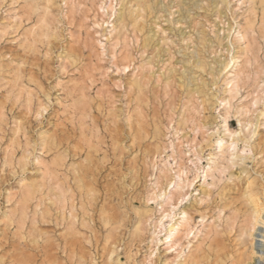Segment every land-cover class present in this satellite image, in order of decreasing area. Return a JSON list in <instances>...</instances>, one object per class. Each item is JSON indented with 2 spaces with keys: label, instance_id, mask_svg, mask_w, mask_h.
Listing matches in <instances>:
<instances>
[{
  "label": "rangeland",
  "instance_id": "374dc122",
  "mask_svg": "<svg viewBox=\"0 0 264 264\" xmlns=\"http://www.w3.org/2000/svg\"><path fill=\"white\" fill-rule=\"evenodd\" d=\"M224 1L149 0L152 8L141 11L137 0H0V264H180L182 251L170 247L180 234L168 228L181 223L183 210L194 230L182 235L178 251L188 252L203 225L217 224L198 264H247L241 192L252 181L249 189L264 200V112L256 121L251 104L257 91L264 95V14L258 5L254 21L248 4ZM122 15L129 21L120 37L106 40ZM243 25L252 29L249 51L235 38ZM229 30L233 36L224 38ZM230 55L239 56L244 76L227 114L213 97L226 96L230 73L216 89L213 78ZM226 115L231 130L249 118L258 123L254 132L243 127L240 158L206 195V168L218 142L230 140ZM171 141L178 163L195 159L188 144H197L199 169L192 164L185 196L175 193L162 207L149 203L152 223L135 232ZM176 161L170 158L172 176ZM27 182L36 187L23 198ZM165 213V224L154 222ZM154 224L160 240L152 243Z\"/></svg>",
  "mask_w": 264,
  "mask_h": 264
},
{
  "label": "bare ground",
  "instance_id": "6f19581e",
  "mask_svg": "<svg viewBox=\"0 0 264 264\" xmlns=\"http://www.w3.org/2000/svg\"><path fill=\"white\" fill-rule=\"evenodd\" d=\"M221 1H224V0H221ZM150 2H149V0H137L136 4H137L138 8H141L140 10L142 11L143 10L142 8H144V10L147 9V8L145 9L146 5H147V7L150 6ZM225 2L226 1H224V3ZM244 3L248 4V6H249V10L248 11L253 13L252 14L253 17L252 16L251 17L255 18L254 21L258 17L257 15H255L256 14L255 10H256V7L258 5L263 8L262 14H264V0H241V4H244ZM148 4H149V6H148ZM226 4L228 5V2H226ZM111 5L112 4H110L107 7L109 8ZM126 6H124L123 8H126ZM134 7H136V6H134ZM110 8L112 9V12L115 9L114 6H111ZM138 8H134L135 10H132V11H135V12L136 11H140ZM129 9H131V7ZM136 9H138V10H136ZM107 12H108V10H107ZM121 14H123V12ZM188 14H189V12H188ZM118 16H120V15H118ZM255 16H257V17H255ZM120 18H121L120 21L118 20L119 22H117L115 20H114L115 22L114 21L112 22V24L110 26V29L108 30V35L106 36V40L111 41L114 38H118V36L120 37L121 31H122V29H124L123 22L124 21L125 22L129 21V20L126 19V17L124 15H122ZM131 18L132 17H130L129 19H131ZM250 18L248 16V19H246L248 21H246L247 23L245 22L246 23L245 25H247V26L252 25V23H251L252 22L251 21L252 18L251 19ZM131 21H133V20H131ZM261 21H263V17L261 18ZM105 22H107V21L103 20L102 23H98V22H96V23H98L97 26L98 25L102 26L103 24H105ZM263 24H264V21H263L262 25ZM253 26H254V24H253ZM248 28H251V27H248ZM248 28L243 25V26H239V28L237 30H234V31H236L235 38L238 40V42H240V41L243 42L242 48L244 50H246V51H249V48H250V45H251L250 44V40L248 39V33H249L248 30L251 31L252 29H248ZM252 32H254V31H252ZM230 34H231V30L228 31V34L225 35L226 37H224V38H229ZM232 36H233V34H231V37ZM202 38H204V37H202ZM203 40H205V39H203ZM221 42H222V39H220L219 43L221 44ZM228 42L229 43L226 44V45L230 46V44H232V39H231V41H230V39H228ZM226 50H227V52H230V48L229 47H227ZM241 56L242 55H240V57ZM217 63H218V61H217ZM219 63H220L219 64L220 65V69L217 70V74L215 75V78H213L214 79L213 80V85L215 86V89L217 88L218 80L220 79V77H224L228 73H230V75H227V76L224 77L225 78L224 81H225V84H226V87L224 89V94L226 96L222 97L221 99H219L218 97L214 96L213 99H214V101L217 100V102H219V104H221L223 106V108L226 110V113L228 114V113L232 112L231 110L234 108V105H233L232 101L234 100L235 96L239 93L240 82L243 80L244 73H243V70H242V67H241L242 64L239 62V56L230 55L229 58L226 57L223 60L220 59ZM202 65H203L202 61H199V68L200 69H201ZM196 66H198V64ZM234 66H235V69L233 70L232 68ZM213 70H216V69L214 68ZM213 73H215V72H213ZM139 79H141V78H139ZM139 81L140 80L134 78V80L132 82L134 87L135 86H137V87L140 86L139 85V83H140ZM261 86H263V85H260L259 88ZM131 87H133V86H131ZM142 87H143V85H142ZM259 88H258V90H259ZM139 90H141V89L139 88ZM260 90L256 92L257 94L255 95L256 96L255 99L253 98L252 101H251V104L253 106L256 105V107H254L255 108L254 111L258 112L257 116L254 117L255 119L257 117L259 118V115H261L264 112V95L261 94V92L263 90L262 91H260ZM140 92H142V91H140ZM208 102H211V100L208 101ZM260 103H262L261 105H263L262 109H259V104ZM248 110L249 109L247 108L246 112ZM244 111L241 110V112H242L241 114H243ZM236 112H237V110H236ZM254 118H249V120L246 122V124L244 126L242 124L243 121L242 122L240 121L239 125H241V128L239 127L240 129L238 131H236V130H231L229 128L228 116L227 115L224 116V118H223L224 125L223 126L225 127V131L227 132L228 136L230 137V140L228 142L227 141L218 142L219 143L218 144L219 154L218 155L216 154L215 157L211 159L212 162H211L210 165L207 166L205 174L203 176L202 184L200 186V190L204 194H206V195H210L211 194L212 188L217 186V183H219L218 181H220V179H221V178H219V175H221L225 171V169L227 167V164L229 162H234V160L240 156V155H238V153H235V151H236L235 149L237 147V144H238L239 140H241V139L243 140V136L241 135V133L243 131V127L246 126V128H247V126H249V127L251 126V127H253L252 128V132H254L256 130V127H257L256 125L258 123V122L254 123ZM181 119H183V118L181 117ZM185 121H187V120H185ZM256 121H257V119H256ZM238 122H239V120H238ZM199 129H201V128L198 127V130ZM214 132L215 131H212L208 135L211 136V135H213ZM175 133L178 134L177 137H179V138H184L185 137L183 131H181L179 128L176 130ZM179 142L181 144L183 143L182 140L181 141L179 140ZM180 143H178V144H180ZM170 146L172 147V153L171 154L162 155L160 157L161 158L160 163H162L160 167H158V164L156 163V166H157L156 169L158 171V174L155 175V177H154L155 181L153 182V186H152L154 191H152L151 194L149 193L150 196L147 198L146 206H145L144 209H142V211H143L142 218L143 219L140 217L141 219L138 221L137 226H135L136 227L135 228V232H138V233L140 232L141 233L143 231V228H144V227L142 228L143 223L144 224H147V223L150 224V222L152 223V220H153L152 219V214L153 213H151V209L148 207L149 203L157 202L158 204L161 205L159 207H162V202H163V204L170 203V201L173 200V197H176V196H174L175 193H178V194L182 195L183 194V190L185 188L188 189L193 184V181H194L195 177L193 179H190L189 176H188V173L191 170H193L194 168L195 169H199V164H200V161L202 160V157L199 156L198 152L196 153L197 149H195V148H197V144H188V146H189L188 151L189 152H188L187 155H191L192 151H195L193 153H195V155H196L195 159L190 158V156H189V158H187V162H190V165L187 162L178 163L176 161V156L173 154V153L176 152L175 151V144H174L173 141L170 142ZM180 153H182V152H180ZM183 153L186 154V152H183ZM170 158H172L173 160L176 161V163H178V168H177L178 170L175 171V172H177L176 176H172V174H171L173 166H172V163L170 162ZM192 164H193L194 168H192ZM209 178L211 179V181H209ZM33 183H36V182H33ZM33 183L30 184V183L27 182L28 185L25 184L27 186H26V189L24 187L25 191L23 192L24 193L23 198H28V197L30 198V196L33 194V189H34V187H36ZM251 183H252V181H250L248 183V186L244 190V192H241V193H243V195L245 197V201H244L246 203L245 205H247V207H248L247 208V210H248L247 223H246L245 226H243V230H241V232L243 231L242 232L243 235H247L249 237L251 236V240H250V243H249L250 244V246H249L250 247V252L248 253V262H247V264H260L261 262L264 261V200H263L262 196H260L258 194V192H255L254 189H252L254 191L249 189V187L252 186ZM23 186H24V184H23ZM169 186L172 187L171 189H173V190H171ZM190 192L191 191H188V192H185V193L187 194V193H190ZM183 196H185V195L183 194ZM167 205H170V204H167ZM161 210L159 212H161ZM139 214H141V213H139ZM182 214H183L182 221H181L180 224H178L177 227H174L173 225H169L168 229L171 230V231L174 230L173 233H172V236L180 234V237L177 238V240H175V242H173L170 247H174V251H177L179 253V255H180V253L182 251L183 255H182V261H181L180 264H190V263L198 264V262H199L198 259L200 257L199 252L202 250L201 249V247H202L201 244L204 241H206L205 240L206 238L210 237L209 234H211L212 232H216L217 231V228H218L219 225H217V224L203 225L204 229H198L197 232L193 234V239L194 240H192L190 242L188 241L189 242L187 244L188 245L187 246L188 247V252L184 253L183 252V247H181L180 250L178 251L179 248L177 246H178V244H179V242H180V240L182 238V235H185V236L189 235L190 233L193 232L194 228L192 226L193 216L190 215L186 210H183ZM166 216H167L166 213L162 214L157 219L158 221H154V222H156V223L158 222V224H159V222L161 223L164 220L163 218L166 217ZM162 223H164V222H162ZM154 225H155V229L152 230V232H151L152 235L150 237L152 243L153 242L154 243L158 242L160 240L159 235H158L160 233L157 232V230H159V228L156 230V224H154ZM168 238H170V241L174 240V238H172L171 236H169ZM201 252H203V251H201ZM112 253H113V251H112Z\"/></svg>",
  "mask_w": 264,
  "mask_h": 264
}]
</instances>
